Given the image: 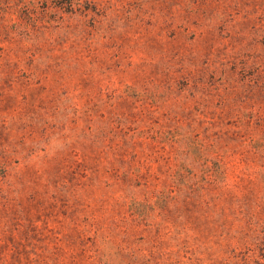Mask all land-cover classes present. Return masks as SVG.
Returning <instances> with one entry per match:
<instances>
[{"label": "rangeland", "instance_id": "374dc122", "mask_svg": "<svg viewBox=\"0 0 264 264\" xmlns=\"http://www.w3.org/2000/svg\"><path fill=\"white\" fill-rule=\"evenodd\" d=\"M0 264H264V0H0Z\"/></svg>", "mask_w": 264, "mask_h": 264}]
</instances>
